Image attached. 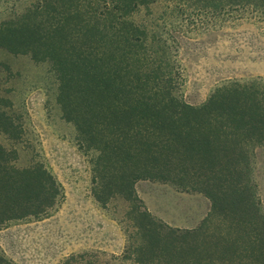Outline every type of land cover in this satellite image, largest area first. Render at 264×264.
I'll return each instance as SVG.
<instances>
[{"label":"trees","instance_id":"16d2710c","mask_svg":"<svg viewBox=\"0 0 264 264\" xmlns=\"http://www.w3.org/2000/svg\"><path fill=\"white\" fill-rule=\"evenodd\" d=\"M11 1L0 0V9ZM162 1L176 21L191 14V31L264 22V0H30L0 17V48L51 64L63 118L96 153L95 199L133 204L138 264H264V206L254 176V151L264 146V84L229 80L200 104L181 97L159 25L135 17ZM9 105L0 94V133L12 135ZM15 159L0 143V229L43 215L61 194L43 164L20 169ZM139 180L202 193L210 209L195 227L170 226L141 205ZM0 264H9L1 249Z\"/></svg>","mask_w":264,"mask_h":264},{"label":"rangeland","instance_id":"374dc122","mask_svg":"<svg viewBox=\"0 0 264 264\" xmlns=\"http://www.w3.org/2000/svg\"><path fill=\"white\" fill-rule=\"evenodd\" d=\"M29 1L12 0L0 9V17ZM135 17L159 25L182 81L179 94L186 101L200 104L218 85L233 79H258L264 84V22L244 19L215 31H191V14L176 21L177 15L172 17L163 1ZM0 94L10 101L6 110L14 123V134L1 132L0 143L14 151V164L20 169L43 164L61 185L58 201L46 213L10 221L0 229V249L9 264H138L133 249L140 239L132 219L133 204L121 196L105 205L95 199L92 160L96 153L82 147L74 124L63 118L51 64L0 48ZM254 176L264 206V146L255 148ZM135 187L141 205L173 227H195L210 209L205 195L170 182L139 180ZM92 203L98 205L94 215L99 228L91 226L85 208ZM47 218L52 219L51 240L43 235L36 240L28 229L17 236L6 231ZM19 240H26L25 246L19 247ZM10 254L20 257L13 259Z\"/></svg>","mask_w":264,"mask_h":264},{"label":"crops","instance_id":"0c3cea01","mask_svg":"<svg viewBox=\"0 0 264 264\" xmlns=\"http://www.w3.org/2000/svg\"><path fill=\"white\" fill-rule=\"evenodd\" d=\"M82 207H80L81 209V214H84V209H83V205H81ZM89 206V205H88ZM88 206H86V211H87V215L90 216V222H91V226H97V224L95 223L97 221V219H95V213H94V209H97L98 205L97 203H92L91 207L89 208ZM82 220H84V216H82ZM19 221V220H16ZM15 222V221H13ZM30 225L27 224H19V225H13L10 226L6 229V231H9L10 233H12L14 236H17L21 233L22 229H28L31 232V235L38 240V238L42 237L41 235L44 236V238H48L49 240H51V235H52V219L51 218H47L43 221V223H28ZM31 226V227H30ZM98 227V226H97ZM99 228V227H98ZM4 230V232H6ZM27 232V231H26ZM17 234V235H16ZM92 234H94V230H92ZM23 242V243H22ZM21 242V240L18 241V245L19 247L21 246H25L24 244H26V240H23ZM82 244V241L81 243ZM13 259L20 257V255L14 256L13 254H10Z\"/></svg>","mask_w":264,"mask_h":264}]
</instances>
